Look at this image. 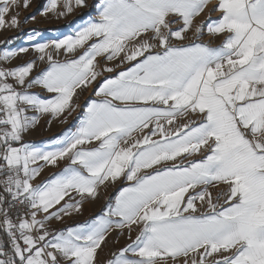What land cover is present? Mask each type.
Here are the masks:
<instances>
[{
	"label": "snow or ice",
	"instance_id": "1",
	"mask_svg": "<svg viewBox=\"0 0 264 264\" xmlns=\"http://www.w3.org/2000/svg\"><path fill=\"white\" fill-rule=\"evenodd\" d=\"M30 2L3 0L0 30ZM90 7L34 58L0 53V264H264V0H47L41 14ZM89 89L56 147L24 142ZM121 180L102 214L53 227ZM113 232L130 242L102 260Z\"/></svg>",
	"mask_w": 264,
	"mask_h": 264
},
{
	"label": "rangeland",
	"instance_id": "2",
	"mask_svg": "<svg viewBox=\"0 0 264 264\" xmlns=\"http://www.w3.org/2000/svg\"><path fill=\"white\" fill-rule=\"evenodd\" d=\"M2 2L3 0H0V3ZM46 2L47 0H31L30 7H28L27 9H24L23 7L18 9L20 20V26L18 28H6L4 30H0V32L3 34L0 44L4 46L1 50L12 47H29L30 49L28 54H24L19 59L13 61V65L20 64L24 61L34 58L35 54L31 52V48L35 43H45L50 42L54 39H62L66 35L73 34L74 29L85 23L90 17L96 16V11L92 7L77 9L72 14L59 19L54 14L44 16L41 13L43 12ZM97 2H99V0H89L90 5ZM11 14H15V11L13 13H10V15ZM31 16H35L36 19L34 21L31 19L26 20V18H29ZM30 34H34L36 36V39L34 41L30 42L27 39L28 35ZM6 39H11L12 43L9 45H5L3 41H5ZM1 50L0 53L3 52ZM40 67H44V65H40ZM32 91L41 94L42 97L46 96V94L42 93L40 89H33ZM89 92L90 94H92V92L94 91L92 89H89L88 91L80 94L78 103H80L81 109H77V116L88 104L86 97H89L87 96ZM42 118L44 119L43 122L41 121L40 124L33 129L34 136L36 134L39 135L42 130L48 131V135L53 132V122L51 123V125H49L46 122L48 117Z\"/></svg>",
	"mask_w": 264,
	"mask_h": 264
},
{
	"label": "crops",
	"instance_id": "3",
	"mask_svg": "<svg viewBox=\"0 0 264 264\" xmlns=\"http://www.w3.org/2000/svg\"><path fill=\"white\" fill-rule=\"evenodd\" d=\"M216 15V14H214ZM204 16H201L200 19H204ZM3 37V34L0 32V42ZM205 41H207L209 38L207 37V34L205 33L204 36ZM213 44L219 43V41H212ZM4 47L3 45L0 44V50ZM4 51V50H1ZM2 53V52H1ZM89 97H86L87 102L90 103L91 100L98 99L95 95L94 92L90 94L88 93ZM87 106V105H86ZM85 106V107H86ZM82 118L81 112L77 116V111L72 114L71 117L68 118V122L66 124H61L58 120H54L52 123L53 126V132H51L50 135L47 134L48 131L42 130L41 133L38 135L36 134L34 136L33 130H31L28 134L24 136V142L31 143L37 147H47L49 149L56 147L54 141L61 137L64 132L68 130H75V128L78 126L80 119ZM43 118H41V121L43 122ZM44 124V123H43ZM58 127V131H57ZM49 136V137H48ZM64 164H61L60 168H48L46 169L39 180H44L50 176L53 175V173H58L59 171L62 170L64 167ZM128 182L121 180L118 182L116 185L109 187L107 189H102L101 194L98 199L94 201H88L85 206L82 214H74L70 218H65L64 223L61 224L60 222H55L53 227L56 228H64V227H69V226H75L76 224L84 223L87 220L93 219L95 216L102 214V212L105 210L106 205L108 203H114V198L115 195L118 194V191L121 187L127 186ZM2 190V189H0ZM136 233L133 232V238L135 237ZM117 236L116 232H113L111 236L109 237L108 243L106 246H104L103 251L100 253L101 259H105L109 257L110 252L115 250L118 247L124 246L126 243L130 242L127 239V234L124 236L120 237L119 244H115L114 240Z\"/></svg>",
	"mask_w": 264,
	"mask_h": 264
}]
</instances>
